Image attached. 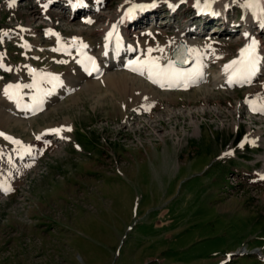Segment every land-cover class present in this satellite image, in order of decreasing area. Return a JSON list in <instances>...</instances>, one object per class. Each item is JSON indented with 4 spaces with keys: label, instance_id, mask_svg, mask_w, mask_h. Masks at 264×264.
Listing matches in <instances>:
<instances>
[{
    "label": "rangeland",
    "instance_id": "374dc122",
    "mask_svg": "<svg viewBox=\"0 0 264 264\" xmlns=\"http://www.w3.org/2000/svg\"><path fill=\"white\" fill-rule=\"evenodd\" d=\"M8 1L0 0V41L6 35L0 55L11 70L0 69V108L9 81L21 83L18 96L31 101L33 94L24 87L37 84L30 67L63 76L75 72L54 51L52 39L42 35L36 41L28 28L52 32L65 44L80 37L98 48L95 30L104 18L83 24L81 13L73 16L64 4L51 8L52 20L40 19L35 0L13 7ZM109 2L115 13L125 0ZM193 9L183 4L173 19L161 4L156 20H150L151 25L162 21L155 37L143 31L137 37L158 38L162 46L168 35L200 24L202 33L192 39L212 40L208 44L218 56L237 54L244 10H231L235 27L229 34L216 19L203 27ZM22 43L36 45L25 50ZM217 63L205 68L209 79L187 90L150 85L161 92L155 100L136 85L130 92L107 82L92 91L76 87L61 94L23 125L0 124V150L33 152L22 161L0 153V182L10 188L0 193V264H264V180L253 179L264 145L249 139L250 128L264 131V114L250 113L242 102L263 82L216 86L205 98L201 89ZM138 106L151 114H134L131 109ZM44 127L71 128L62 131L68 141L58 143L64 140L54 134L43 135L46 142L37 139Z\"/></svg>",
    "mask_w": 264,
    "mask_h": 264
},
{
    "label": "bare ground",
    "instance_id": "6f19581e",
    "mask_svg": "<svg viewBox=\"0 0 264 264\" xmlns=\"http://www.w3.org/2000/svg\"><path fill=\"white\" fill-rule=\"evenodd\" d=\"M41 1L44 3L45 2L48 3L51 1V2H53L54 5L61 6V0H41ZM82 1L83 0H69L68 4H71L72 2L82 3ZM109 1L110 0H101V1L94 0L93 4H90L87 6L85 3V6L83 7L84 11H85L84 12L85 16L83 17V22H82L83 24L84 23L90 24V23L94 22L95 20H98L99 17H104L102 20L103 23L100 24V26H98L95 30L98 37H100L101 40L98 41V44H99L98 48H96V45L93 41H90V42L86 41L85 42V40L80 38V37L77 38L75 40V42H72L70 44H65V46L73 45V46H71L70 54L68 55L67 58H65L63 60V62H65V60L68 61V63L70 62L69 65L73 66L75 72L72 75H70V76L64 75L63 76L60 74L61 79H59L56 84H52L51 82L49 83L48 80H45L44 77H45V74L56 73V72H54L52 70L47 71V70H43V69L42 70H39V69L36 70L35 69L36 71H34V72L31 71L35 77L37 84H38L39 91L36 87H29V90L32 92L33 96H36L39 99H41L42 103L46 104V107H47L48 103H50L51 101H54L55 99H58L60 97V94L72 91L76 87L80 88L81 91H88V90L92 91V90L96 89L98 87V85H100L101 83H107V82L109 84L111 83L112 85L117 84L118 86H123V87H127V88L130 87L131 88L130 92H131V90L132 91L134 90V87H132V85H134V86L136 85L137 90H140L141 94H148L151 96V98L153 100H155L156 98L159 97L161 92L157 88H150V85H152V84H150L147 80V73H145V75H140L137 72L138 74L134 75V73L124 69L123 64L127 58H130V63H132L133 61H136L137 59L143 61L145 59V54L147 53V50L149 48H152V49L162 48L163 49L162 52L153 51L151 53V56L153 58H159L160 62H162L163 64H167L169 61H171L172 49L180 41H186L188 43L190 53L193 55V57H198L200 59V61H201L200 79H204L205 77L208 76L209 72L205 71L206 67L208 68L213 62H218L217 63L218 69L216 70L215 74L213 73L212 79H210V82H208L207 85H204V89H201V90H203V92L206 96L205 98L210 97V95L212 94L211 91H212V89H214L213 87L221 86L224 89L231 87L232 84L228 83L229 73H226L224 70L225 65H228L233 60H237L240 58L239 54H240L242 47H240V49L238 50V53L235 55L229 56L228 54H225L224 56H218L219 52H217V48L214 47L213 45L211 46L208 44L212 40H200V39L197 40L194 38L192 39V37H191L192 35H196V36L199 35V34H197L198 32H192V29H191L192 24L190 26H188L186 29L183 28V29L177 31V33H175L173 35H168L169 38L167 39V42L165 43L166 45L165 44L162 45L163 47L160 45L161 41L158 38H156V40H150V38H149L147 41L141 42L139 40V38L137 37L138 36L137 33L141 32L142 30H140L138 28H137L138 32L134 33L135 36L132 38L129 37V32L132 30V29L131 30H129V29L132 28V25H133V24L130 25L132 20H136L135 23H138V22H144V20H146V19H145V16H143V15H141V17L137 16V18H135L136 17V15H135L133 17L134 19L126 18V16L124 15V9L126 8V6L131 5L132 3H135V2H148V3L152 4L151 5L152 7H155V11H156V8L159 5L165 4L167 7L170 6L169 10H171V17L173 19L174 18L178 19L179 12L177 11V8L180 5L185 3V4L190 5L191 7H194L193 10H195V12L197 11L198 7H201L205 4L211 5L212 9L215 12L220 14V23L225 24L223 30L229 34L232 33L231 30L235 27L234 26L235 23H233L234 20H232V18L230 16L231 10L234 8H237V7H241L242 10H244V17L241 21V23H242V36H241V38L243 39L242 40L243 43L252 37H256L258 39V49H259L258 54H257L258 63L256 66L255 75L253 76V78H254L253 81H256L258 79H262L263 84L261 87H258L257 89H250L247 93L248 95L246 96V98L242 102L245 103L244 105L247 107V109L250 113H252V114L253 113L259 114L260 113L259 111H253V107L255 106L256 108H259L261 106H264V78H261L262 74H264V40L262 38V35H260V33L264 32V17L255 18L252 14H250L248 12V8L245 7L247 0H199V2H198V0H125L124 3L120 4L119 9L116 10L115 13L111 12V9H110L111 4ZM10 2H11V5H14L12 0ZM55 3H57V4H55ZM45 10H47V9H46V6L44 5V7L41 9V12L45 13L44 17H46V15L49 16L50 13H47V11H45ZM41 15L39 16V18L43 17ZM207 15L209 17V20H211V18L214 17L212 15L210 16V14H207ZM40 19H42V18H40ZM51 20H52V18H51ZM118 20L119 21L121 20L122 21L121 24L124 25V27H125V37L123 40L120 41L121 42L120 43L121 49H118V50H120V52H118V50H117V52H114L111 50L109 51L108 48L110 47V45H108L107 39H106L107 31L109 30L111 23L116 22ZM99 21H101V20H99ZM82 23H80V24H82ZM99 23H97V25ZM146 25L148 26V24H146ZM136 27H138V26H136ZM50 29H51V27H50ZM148 29L151 30V33H152L151 35L153 37L156 29H158V24L155 23V25L145 28L144 32L147 31ZM37 31H38V28H33V27L28 28L29 34L34 35L36 41L41 40L42 35H43L47 38L52 39V42L55 43L54 46H56V50H58V48L61 47L63 40H61L60 38L57 39L56 35H53L52 32L40 33ZM80 32H83V30H81ZM245 33H247L248 35L245 36ZM7 35H10L11 37H13L10 34V32H7ZM2 37H4L3 39H6L5 38L6 36H2ZM154 37H155V35H154ZM34 44L22 43L24 48L27 46V47H29V49L34 47ZM100 44H102V45H100ZM39 45L41 46V44H39ZM85 45H86V47H85ZM112 45L114 46L115 43H113ZM42 47L44 48L43 45H42ZM82 48H85V49H87L89 51H93V52H96V50L99 51L97 54L99 56V59H100L99 69L104 70V74L102 75V77L100 79L97 80V79L93 78L94 75H92L90 77L87 74L80 72L81 71L80 59H77V58H80L79 51ZM193 50H195V51H193ZM213 52H214V55H213ZM217 57H219V58H217ZM216 59L218 61H215ZM4 64H6V63H4ZM214 65H215V63H214ZM119 67L121 70H116V68H119ZM30 68H31V70H33L32 67H30ZM207 79H209V78L207 77ZM44 81L49 83L48 87H42L41 83H43ZM195 89L198 90L199 87H197ZM206 90H208V91H206ZM30 91H28V92H30ZM27 102H28L27 100L25 101L24 99H22L19 96L17 97V99H9L4 94V90H3L2 98H1L2 108H0V124H4V122L9 124L11 122V120L14 121L15 123L20 124V125H23L24 123H26L25 120L28 119L26 117L28 115H31V112L33 110V106L35 104L33 99H31L30 102H28V103ZM239 106H241V105H239ZM171 111H172V113H176L177 110L171 109ZM196 111L197 110H195V112ZM23 112H25L27 116H24V115L22 116ZM187 113L189 115L192 114V110L187 111ZM19 118L22 120H20ZM138 122H140V121H138ZM138 122H137V124H138ZM195 122L199 123L197 120ZM200 126L201 125H198V124L195 125V132L198 134H200L199 133V130H201ZM235 127L236 128L240 127V124H236ZM46 129H48V128L44 127L43 129H41L42 134H41V137L39 136L41 141H43V142L47 141L46 138L48 139V137H45V138L42 137L43 132ZM249 130H250V134H249L250 141L253 144L258 143V145H264V131L261 128H258L256 130H253L252 128H250ZM56 136L57 137L59 136L64 140H67V137H68V136L65 137L63 134L61 136V133L56 134ZM58 143H62V142H58ZM42 148H45V146L42 145ZM0 151H1L0 152L1 155L9 157L11 159H14V158L18 159V161L24 160V158H26V156L29 155L30 153L33 154L32 150H30V153H25L23 151V149H21V148H20V150H18L15 153L13 152V150H11V148H4ZM260 159L262 160L263 163H262L261 168L258 169V171L254 172V174H253L254 180H264V154L260 157ZM8 190H10V188L7 185L0 182V193L3 191L4 192L8 191Z\"/></svg>",
    "mask_w": 264,
    "mask_h": 264
},
{
    "label": "snow or ice",
    "instance_id": "6c2138e0",
    "mask_svg": "<svg viewBox=\"0 0 264 264\" xmlns=\"http://www.w3.org/2000/svg\"><path fill=\"white\" fill-rule=\"evenodd\" d=\"M12 2L14 3V0H12ZM134 7H143V6H134ZM245 7L253 11L254 17H255L257 10L259 11L260 16L264 17V0H247ZM113 31H115V27L113 28ZM112 35H113V32L108 33V37H111ZM247 35L248 34L245 33V36ZM73 42H75V40ZM153 51L162 52L163 49L162 48H157V49L149 48L147 50V53L145 54V59L143 61L137 59L136 61L132 62L134 65H137V66L131 67V70L134 72H138L140 75H145V73H147V78L152 83L158 84L160 87H165V86L172 87L177 84H180L181 82H183L184 86L186 87L188 81L193 80L197 76H201V73L199 72V70L193 73L181 71L175 66L173 61H169L166 65H161L159 58H153L151 56V53ZM213 55H214V52H213ZM183 62H187V60ZM91 63H92V68L89 71V74H91L92 71L98 70L95 67V61L93 60L91 61ZM257 63H258V60H257V55H256V42L253 40L251 44L241 49L239 59L233 60L230 64L225 65L224 70L226 73H229L228 83L229 84H232L234 82H249L250 83L251 77L255 75ZM30 71L34 72V70H31V69ZM58 79H59L58 77L52 76L48 79V82L50 83L52 80H58ZM24 87H36L39 91L37 84L24 85ZM20 89H21V85L19 84H16V85L9 84L4 89V94L9 99H17ZM32 99L35 102L34 104L35 107H39V105L42 103V100L36 96H33ZM145 99H147V97H145ZM253 111H259L261 114H264V106H261L259 108H256L254 106ZM65 130L71 131V128H67V129L57 128V129H50L48 131L51 133L59 134L60 132L65 131ZM3 135L4 133H0V136H3ZM5 139L11 140V137L5 136ZM37 139H40V137H37ZM12 142L16 144L20 143L19 141H14V140ZM26 151H30V149H26Z\"/></svg>",
    "mask_w": 264,
    "mask_h": 264
},
{
    "label": "water",
    "instance_id": "95a60500",
    "mask_svg": "<svg viewBox=\"0 0 264 264\" xmlns=\"http://www.w3.org/2000/svg\"><path fill=\"white\" fill-rule=\"evenodd\" d=\"M172 58L178 65H188L192 62V57L188 51L186 42H180L172 51ZM187 60V62H183Z\"/></svg>",
    "mask_w": 264,
    "mask_h": 264
}]
</instances>
